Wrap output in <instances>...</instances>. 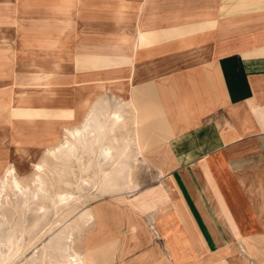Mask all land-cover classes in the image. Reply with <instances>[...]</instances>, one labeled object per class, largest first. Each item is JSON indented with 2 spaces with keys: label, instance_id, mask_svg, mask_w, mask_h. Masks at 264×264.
I'll return each instance as SVG.
<instances>
[{
  "label": "crops",
  "instance_id": "crops-1",
  "mask_svg": "<svg viewBox=\"0 0 264 264\" xmlns=\"http://www.w3.org/2000/svg\"><path fill=\"white\" fill-rule=\"evenodd\" d=\"M3 7L40 25L57 73L70 58L73 86L100 84L137 115L127 129L124 109L96 107L91 95L56 109L24 104V92L15 105L7 92L13 120L74 119L84 104L73 133L87 121L97 131L102 119L105 145L132 149L130 160L157 141L167 148L165 186L129 191L131 205L151 213V264H264V0H0ZM54 76L34 78L47 90ZM128 176L122 188H132ZM108 233L90 252L97 264L129 249L121 231ZM160 249L167 258L156 256Z\"/></svg>",
  "mask_w": 264,
  "mask_h": 264
},
{
  "label": "rangeland",
  "instance_id": "rangeland-1",
  "mask_svg": "<svg viewBox=\"0 0 264 264\" xmlns=\"http://www.w3.org/2000/svg\"><path fill=\"white\" fill-rule=\"evenodd\" d=\"M24 11L5 7L0 8V90L9 92L12 103L15 105L21 103L19 93L24 92L25 95L21 98L22 101L24 104L32 105L33 107L72 109L74 107L72 105L74 94L79 95L81 98L91 95V97H95L92 103L101 102L96 104V107L104 106L110 112L120 107L118 99L115 100L114 96L111 97L109 96L110 94H103L102 90L100 91V88L103 87L99 86L100 84L73 86L70 80L72 65L68 64L70 59L68 56L65 55L64 60H61V65L58 68L60 71L57 73L55 50H49L46 45L48 41L40 40L42 30L39 28V24H24L26 21L19 14L21 12L23 15ZM26 11L31 12L33 15H37L39 12L38 10ZM53 69L55 76L51 78V85L45 90L44 84L34 77L42 76L44 72L52 71ZM103 95H108L109 101H106L107 105L102 103L103 99L100 96ZM92 105L94 104H91L90 107ZM75 109L78 113L74 114V119H41L35 122L25 120V123L16 120L14 123L13 120L10 123L11 125L13 124L12 126L7 123L8 117H5V114L0 117V180L4 179L3 172L7 164L14 167L16 178L21 183V186H26L30 189H34L32 179L36 176L35 164H39L46 159L49 164L48 169L51 170L55 166L63 170L59 179H54L52 173L49 172L50 170H45L43 173L42 177H45L44 180L47 182L50 192L44 194L41 201L37 203L44 207L47 216L42 221L41 226H38L33 232L29 233L28 229L29 224L34 220L35 214H33V211L36 209V204L28 208L24 207L21 201H17V198L21 197H15L10 191L8 192V198L10 200L13 198L12 201L15 202V206H9L5 201H2L6 209L0 207V212L4 215V217L0 216V231L2 228L13 229L14 226V229H18L24 236L25 241L33 242L32 248H29L21 255V258L19 257L20 260L16 257L18 260L15 259L10 264H14L15 261L16 263H26L30 257L35 256V253H40V251H44V264H49L51 261L56 262L59 255V250H57L58 238L67 225H73L77 228L72 230L75 251L81 253L91 248L89 252H83L86 264H97V260L90 252L110 236V233H108L110 230L121 231L129 249L127 252L124 251L125 254L116 249V258L113 262L106 264H151L152 260L149 257H152L153 253L149 240H152L153 237L154 240L156 239L155 235H152V228L149 223L151 213L149 209H142L139 206L133 207L128 200L132 198L133 192L129 191L136 190V193L139 194L156 187L158 184L164 185L163 175L169 168H166L168 165V150L167 148H162V145L158 144L160 141H157L154 146H147L140 152L135 150L138 160H130L134 157V154L130 152L132 149H126L123 162L124 166H126L125 170H127L128 165L130 167L127 178L130 172L131 182L129 184L132 185V188H122L121 190L119 189L121 188V174L116 173L115 169L117 168L116 159L105 161L103 156L99 154V149L102 146L104 148L107 144L110 145V143L105 145L104 139L105 130L103 131V126L106 123L109 128L107 121L101 120L102 123L100 125L103 126H100V130H97L99 133L97 131L94 132L99 137L102 134V140L94 142L95 146L92 149L84 146V141L77 146L79 149L77 158L67 156L63 158L54 157L53 159L51 155H49L51 160L49 157L46 158V153L49 150L56 151V146L59 145L60 147V143L65 138H69L70 135L68 133H73L71 128L80 125L89 108L87 105L82 104L77 105ZM121 109H124V106H121ZM121 112H124L123 115L126 118V124H128L127 129L134 128L132 120L137 115L133 112V109L129 111L124 109ZM95 125L97 126V123ZM14 126L17 130L14 129ZM107 127L106 129L108 130ZM125 129L126 126L123 129L124 133ZM115 133H120V130L116 129ZM15 138L21 141L17 142ZM113 141L116 143L117 140L113 139ZM19 147L21 149H29L26 152L21 151L28 154L27 158H21L17 154L20 151L16 148L20 149ZM52 147L55 148L52 149ZM46 150L48 151L46 152ZM128 150L129 154H127ZM55 155L60 156L57 152H55ZM126 159L130 160L128 165L126 164ZM50 165L53 166L50 167ZM99 167L100 169H98ZM103 172L109 174L107 179H103V176H101ZM122 178L124 179L125 175H122ZM109 180L112 181L109 182ZM52 190L69 194L75 197L76 201H71L72 203L69 201L64 204L59 203L56 201ZM95 208H100L99 216H95L88 225H84L81 220L82 215L85 211ZM42 213L43 211L39 212V215ZM117 220L118 223H120L119 221H122V223L120 225L116 224ZM132 222L136 225L131 230L129 224ZM1 234L2 232H0V236ZM132 241H137V249L130 244ZM2 249L4 250L5 248ZM145 255L147 258H141ZM156 256L161 259L167 258L163 249L157 250Z\"/></svg>",
  "mask_w": 264,
  "mask_h": 264
},
{
  "label": "bare ground",
  "instance_id": "bare-ground-1",
  "mask_svg": "<svg viewBox=\"0 0 264 264\" xmlns=\"http://www.w3.org/2000/svg\"><path fill=\"white\" fill-rule=\"evenodd\" d=\"M7 94L8 93L5 90L4 91L0 90V117H2L3 114H5L4 116L8 117L7 118L8 119L7 123H9V125L12 126L13 124L11 125L10 123H12V121H13V114H12V110L10 109V102L6 98ZM120 115H118L116 113L113 114L112 117H113L114 120L112 121V124L114 123L116 125L119 122V120L121 119ZM92 125L93 124L90 121V126H89V121H87L82 130L76 131L74 133H68L71 136V138L69 136V138H65V140L62 139L63 141L60 143V147H59V145H57L56 148L52 147V149H54V148L57 149L56 151H53V150H51V151L49 150L48 151V150H46V152L48 151L46 153V155H47L46 158H48L49 155H51L53 157V159H54V157H56V158L57 157L58 158L62 157L63 158V157H67V156H70V157L73 156V157L77 158V155L79 153V151H78L79 149H78L77 146L79 144H82V142L85 141L84 145L87 146V145L93 144L96 141L100 142L102 140V138H101L102 134L100 133L101 134L100 137L97 134L96 135L92 134L93 132H96V130H94L92 128L93 127ZM98 126L99 125L97 124V126H95V127L99 128L100 126L99 127ZM102 126L103 125H101V127ZM91 128L93 130H91ZM104 128H106V127H104ZM92 135L94 137H91ZM116 143H117V141H116ZM22 144H24V143H22ZM16 149L20 151L17 154L21 158L22 157H24V158L28 157L27 153H22V152H26L29 149H21V148L20 149L16 148ZM125 150L126 149H121V150L111 149V147L108 144L104 148L102 146V148L99 149V154L101 156H103V159L105 161H112L113 159H116V163H115L116 166H117V168H115L116 169V173H118L119 175L121 174L120 175L121 177H122V175L124 176L125 175L124 172H126V170H125L126 166H124V162H123L124 161V156H125ZM55 152L60 154V156L59 155L56 156ZM49 159H50V157H49ZM52 166L53 165H50V167H52ZM48 167H49V164H48V161L46 159L42 160L41 163L34 165V168H35V171H36V176H34L33 179H32V184L34 186V189L27 188L26 186H21V183L16 178V173H15L16 171H15L14 167H12L10 164H7V166H6V168H5L4 172H3L4 173L3 174V178L4 179L0 180V207H2L3 209H6V206L3 205L2 201H5V203L7 205H9V206H13V207L15 206V202L12 201L13 198L11 200L8 198V192L9 191L15 197H21V198H17V201H21L23 203L24 207L28 208L29 206H31L33 204H36V209L33 211V214H35L34 220L31 222V224H29V229H28L29 233L33 232L38 226H41L42 221L47 216V212L45 211L44 207L41 206V204H38L37 202L41 201V199L43 198L44 194H48L50 192L49 188L47 187V182L44 180L45 177L44 178L42 177L45 170H50V169H48ZM98 169H100V167ZM129 170L130 169L127 168V173H128ZM62 171L63 170L60 167L57 168V167L53 166L52 169L49 172L52 173L54 179H59L60 178V174H61ZM108 175H109L108 173L103 172V175H101V176H103V179H107L109 177ZM112 178H113V176H112ZM111 181L109 180V182H111ZM104 182H107V181H104ZM114 187H115V185H114ZM103 189H104V187H103ZM121 189H122V187H121ZM54 195H55L56 201H58L59 203H62V204H64L65 202H69V201L70 202L71 201L74 202V200L76 201L75 197H73V196H71L69 194H66V193L65 194L64 193H60L58 190L54 192ZM50 199H52V198L50 197ZM71 209H72V207H71ZM41 211H43V213L40 214L41 215L40 216L39 212H41ZM100 212H101L100 208H95V209H92V210H89V211H85L84 214L81 217V220L83 221V224L84 225H88L89 222L92 221L95 216L96 217H97V215L99 216ZM23 213H24V211H23ZM0 216L4 217L3 213L0 212ZM8 228H10V227H8ZM74 229H77V228H75L73 225H67V226L64 227V229H63L64 231H62L60 233V236L58 238V247H57L58 248L57 250H59L58 258L56 259V262L55 261L54 262L51 261V262H49V264H86L84 256H83V252H89L91 248H88L87 251H83L81 253L74 250V247H73V243H74V241H73V231H72ZM0 232H2V234L0 236V264H2V263L3 264L12 263V261H14L16 259V257L19 259V257L21 255H23L29 248H32V246H33V242L25 241L26 239L24 238V236L20 233V231L18 229L17 230L14 229V226H13V229H11V228L10 229L2 228V230ZM24 232H25V230H24ZM2 248H5V249L3 250ZM43 252H41V251H40V253L39 252H36V253L34 252L35 256L30 257L29 261H27L26 263H16V261H15L14 264H44L45 255H44ZM94 258L98 261V258L96 256H94ZM18 259H16V260H18Z\"/></svg>",
  "mask_w": 264,
  "mask_h": 264
}]
</instances>
